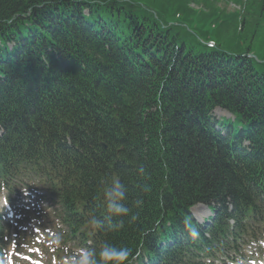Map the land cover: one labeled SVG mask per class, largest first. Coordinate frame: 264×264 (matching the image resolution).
Listing matches in <instances>:
<instances>
[{"label": "trees", "instance_id": "obj_1", "mask_svg": "<svg viewBox=\"0 0 264 264\" xmlns=\"http://www.w3.org/2000/svg\"><path fill=\"white\" fill-rule=\"evenodd\" d=\"M113 175L131 223L106 211ZM22 188L57 206L67 241L126 246L135 264L235 261L258 245L264 0H0V195L13 204Z\"/></svg>", "mask_w": 264, "mask_h": 264}, {"label": "rangeland", "instance_id": "obj_2", "mask_svg": "<svg viewBox=\"0 0 264 264\" xmlns=\"http://www.w3.org/2000/svg\"><path fill=\"white\" fill-rule=\"evenodd\" d=\"M233 5H228L227 10L233 9ZM217 117H222L223 114L221 112L216 113ZM227 116V115H225ZM41 196L39 194H34L33 192L30 193H24L21 196V200L18 202L23 208H20V212L27 216L28 218H24L22 220V225L21 227H16L14 225L15 222V216L13 218H8V222L13 225V229L19 228L17 230V234L13 236V234H10L9 237V243L4 249V260L0 262L1 264H55L56 260L57 263L60 262V259L57 257L52 258V262L50 263L51 259H48L47 255H44V258H42V255L38 252L35 251V245L37 247H42V248H48L52 247L51 250H47L49 255H52V251L57 249L58 247L54 243L55 238H57L58 233L57 230H63L62 227H58V223L54 220L53 218V213L50 210V202L49 201H44L41 200ZM40 197V199H39ZM26 209V210H25ZM191 211L194 213V218L198 222H202V217L207 215V211L205 207L202 206H197L191 209ZM31 216L32 219H29ZM44 217L42 222L37 223L38 217ZM46 226V228H42ZM40 231H38L36 228ZM27 230H26V229ZM47 233H44V232ZM53 233V234H52ZM55 233V237H54ZM62 233H60V236ZM15 236L18 237V240L16 241ZM14 237V239H13ZM52 241V243L50 242ZM23 242H28L29 246H22L21 244ZM61 239V243H62ZM71 246H75L72 245ZM255 248V247H254ZM50 249V248H49ZM262 257H264V246L262 248ZM260 252V249H250L247 248L246 252H244V256L253 258V256L258 254ZM253 254V256H252ZM31 255L30 257H28ZM264 259V258H263ZM264 262V261H263ZM56 263V264H57ZM247 262H242L240 264H246ZM262 263V262H261Z\"/></svg>", "mask_w": 264, "mask_h": 264}, {"label": "clouds", "instance_id": "obj_3", "mask_svg": "<svg viewBox=\"0 0 264 264\" xmlns=\"http://www.w3.org/2000/svg\"><path fill=\"white\" fill-rule=\"evenodd\" d=\"M144 169L140 168L139 172L143 173ZM109 186L104 189L103 197L105 200V208L107 213L113 217H127L129 222L136 220V215L132 214L131 208L126 206L127 188L121 183L120 178L113 175L109 181H106ZM142 203L141 200L135 201L136 206ZM123 219H120L115 225L116 228L123 227ZM91 226L99 230L102 227V221L95 215L90 218ZM186 228L189 231L191 238L196 239L199 236L197 228L186 222ZM54 243L58 248L61 246V237L57 236ZM64 252L59 264H135L139 253L133 255L130 248L117 245L115 243L105 241L98 249L79 248L75 252L69 251L66 247L62 249Z\"/></svg>", "mask_w": 264, "mask_h": 264}]
</instances>
